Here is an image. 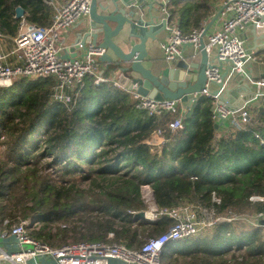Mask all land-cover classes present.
<instances>
[{
  "label": "trees",
  "instance_id": "1",
  "mask_svg": "<svg viewBox=\"0 0 264 264\" xmlns=\"http://www.w3.org/2000/svg\"><path fill=\"white\" fill-rule=\"evenodd\" d=\"M206 1L172 0L169 11L189 32L209 15ZM17 6L26 21L48 24L49 8L42 0H0L1 33H17ZM53 85L52 77H22L0 87V230L35 215L41 227L29 233L50 245L103 241L138 248L172 223L129 215L128 210L144 209L143 184L151 185L159 206L179 200L209 205L216 191L218 212L237 213L235 208L249 205L261 209L248 197L264 196V104L251 109L249 123L214 140L212 103L202 98L184 117L183 128L166 134L158 152L145 142L157 118L136 109L129 91L110 80L96 85L88 76L63 103L51 100ZM50 166L61 181L43 173ZM77 177L88 186L70 181ZM241 225L223 222L204 235L169 242L161 262L264 264L262 229Z\"/></svg>",
  "mask_w": 264,
  "mask_h": 264
},
{
  "label": "built area",
  "instance_id": "2",
  "mask_svg": "<svg viewBox=\"0 0 264 264\" xmlns=\"http://www.w3.org/2000/svg\"><path fill=\"white\" fill-rule=\"evenodd\" d=\"M53 9V16L49 24L36 25L19 19V33L16 37L17 47L12 52L14 59L7 60V55L0 52V87H10L18 79L25 77L37 79L52 77L51 100L69 103L75 89L82 85L88 76L93 78L94 84L106 82L109 79L103 75L105 64L99 58L105 49L88 41L83 46L82 53L63 58L61 50L66 31L89 20L90 4L92 0H42ZM162 12L161 23L164 24L166 36L160 42L163 59L175 62L183 58V47L187 44L194 47V56L199 50L200 38L204 26L185 32L171 18L169 3L171 0H154ZM220 25L209 29L204 35L205 51L208 55L206 67L205 88L199 95L193 94V99H210L212 103L213 121H227L233 130L242 128L252 117L250 102L253 100L264 103V76L252 78V97L237 107H231L227 100L221 101L219 95L223 93L228 78L233 75L247 77L246 64L258 58L254 49H247L244 32L252 27L255 32L264 31V0H224L219 9ZM3 34L0 32V38ZM226 67L227 75L223 86L217 94L211 93L213 82L221 81V75ZM118 85L119 83H115ZM120 86V84L118 85ZM132 90V89H130ZM134 106L155 118H163L164 123L158 125L151 136L161 137L167 142L166 134H174L183 128L184 114L181 110L180 99H154L131 92ZM149 137V138H150ZM259 138L258 134H255ZM147 144V140H145ZM140 200L144 205L141 209L144 219L157 222L169 218L172 223L163 232L146 238L138 248H130L117 242L77 241L63 243L59 246L34 238L29 232L36 231L41 223L34 215L20 219L9 229L0 230V264H28L30 260L49 258L56 264H107L113 259L120 264H163L161 253L163 247L172 241L204 235L215 226L223 222H240L251 227L264 229V196L250 195L251 203H261L260 210L251 214L218 212L216 205L221 203V196L212 191L210 204L202 205L189 201H178L171 206L157 205L154 192L150 184H143L139 191ZM139 210H128L132 217ZM8 221H4L6 224ZM61 227H66L61 224ZM109 238L113 233L108 234Z\"/></svg>",
  "mask_w": 264,
  "mask_h": 264
},
{
  "label": "water",
  "instance_id": "3",
  "mask_svg": "<svg viewBox=\"0 0 264 264\" xmlns=\"http://www.w3.org/2000/svg\"><path fill=\"white\" fill-rule=\"evenodd\" d=\"M24 14L25 11L21 6L15 8L16 19H20ZM135 15L134 10L129 11L124 7H119L115 1L98 3L97 0H92L90 19L84 37L75 41V47L73 45L72 50L79 48L78 43L83 46L91 41L93 44L105 49L104 54L99 59L106 64L107 70L119 73L118 82L121 85L126 81H130L129 89H135L137 93L143 96L158 100L165 98L179 100L185 96H191V102L195 106L197 101L193 99L192 95L196 94L198 96L200 91L205 88L207 80L205 69L210 66L204 47L203 35L209 30L218 14L204 26L199 45L201 59L198 65H194V67H197L195 75L190 70L186 73L185 71L180 72L179 67L174 69L165 66L152 68L148 64L146 42L149 38L154 39L155 32L152 23L143 32L134 28ZM125 24L128 25L129 31L127 34L121 35ZM161 29H164V24H162ZM116 38H119L118 41H116ZM62 57L69 58L70 55H62ZM183 68L185 69L186 66H183ZM226 75L227 73L223 72L221 81L212 83V94H217L221 89ZM225 98L224 93L219 95L221 101L226 100ZM249 99L244 100V102ZM132 219L143 220V211H137Z\"/></svg>",
  "mask_w": 264,
  "mask_h": 264
},
{
  "label": "crops",
  "instance_id": "4",
  "mask_svg": "<svg viewBox=\"0 0 264 264\" xmlns=\"http://www.w3.org/2000/svg\"><path fill=\"white\" fill-rule=\"evenodd\" d=\"M57 1H63V0H57ZM112 1H115L119 5V7H124L126 10L129 11L134 10L136 12L135 15L136 22L133 24V27L136 28L137 30L139 29L138 31L140 32L145 31L149 27L150 23H152L153 31L155 32V37L154 39L149 38L146 42V50L148 54L147 59L149 60L148 64H150L152 68L156 69L158 66L161 67L165 66L171 69H174L175 67H179L180 69H182L183 66H186V68L184 69L185 73L188 70H190L193 71L194 72L193 75H195L197 71V67H194V65H198V63H200L201 54H200V50H198L197 51L198 54L194 56L195 50L193 46L187 44L183 47V58L180 60L170 63V62H166L163 59L160 42L164 40L166 36V31L165 29H161L162 26L161 18L163 14L154 0H97L98 3H105V2L111 3ZM223 1L224 0L206 1L209 6L210 13L207 17L201 20L202 21L201 26H206L217 14L218 15L216 19L210 25L209 29L211 30L215 29L220 25L219 9ZM42 3L44 4V6L49 8L50 17L47 21V23L49 24L53 16V9L51 6L45 4L43 1ZM170 3L168 7L170 6ZM171 18L179 25V18L177 16L173 17L171 15ZM88 23L89 20H86L85 22L83 21L79 25L66 31L63 38L64 39L63 48L60 53L61 56L70 55V57H73L82 53L83 49L80 46L79 48H75L74 50H72V48L73 45L75 47L76 40L84 37L85 29L87 28ZM128 31H129L128 25L125 24L124 31L121 35L127 34ZM18 33H19V27L15 35L2 33L3 37L0 38V52L7 55L8 61H12L14 59V55L12 52L17 47L16 37L18 36ZM244 38L247 49H254L256 50L257 55L258 53L259 55L258 58H256L254 61L248 62L246 64L245 71L248 75L247 77L233 75L232 77L228 78V82L224 87L223 93L224 96L226 97L225 99L227 100L228 104L231 107L240 106L241 104H243L244 100L252 97L253 91H252L251 83L249 81V77L256 78V77L264 76V31L261 33H257L254 31L252 27H249L244 32ZM118 39L119 38H116V41H118ZM225 69L226 67L224 66L223 72H225ZM118 74L119 73L117 71L107 70L105 64L103 75L106 76L113 84L119 83ZM118 87L124 89L127 92L129 91L130 94L133 90L135 91V89L132 90L129 89L130 81H126L124 82L123 85L120 84V86ZM211 89H212V85H211ZM180 101H181V110L185 117L186 115H189L191 113V111L195 106L193 107V103L191 102V96H185L182 99H180ZM260 104H264V103L262 101L253 100L252 102H250V108L253 109V107H256ZM157 122L158 125H161L162 122L164 123V119L157 118ZM212 122L215 124L214 140H217L221 137H227L230 133H234L236 131L230 127L227 121H223V120L213 121L212 119ZM151 137L153 140L159 139V142H162V139L160 137H155V136H151ZM179 201H187V200H179ZM28 264H56V263L52 259L42 257L36 260H30ZM107 264H120V263L116 260L109 259L107 260Z\"/></svg>",
  "mask_w": 264,
  "mask_h": 264
},
{
  "label": "rangeland",
  "instance_id": "5",
  "mask_svg": "<svg viewBox=\"0 0 264 264\" xmlns=\"http://www.w3.org/2000/svg\"><path fill=\"white\" fill-rule=\"evenodd\" d=\"M185 71L184 68H182L180 70V72H183ZM194 106V105H193ZM161 138V137H160ZM162 139V138H161ZM147 142H149V145L151 146V150L152 151H155L157 150L158 152H160L161 148H162V145L165 143L163 142H159V139L157 140H153L152 137H148L147 139ZM47 162H49V160H46ZM46 161H44L43 163H40L39 165H43L45 166L46 164ZM42 166V167H43ZM47 170L43 171V173H47L48 171H50V173H52L54 175V179H58L59 181H61L62 179L59 177L60 174H58L56 172V169L54 168V166H50L48 168H46ZM71 182H75L77 183L78 185H80L81 187H87L88 186V181H84V180H81L80 177H77L75 179H71L70 180ZM144 206V205H143ZM235 211L238 213V214H242V213H246V214H251L253 211H255V207L254 206H245V207H238V208H235ZM231 214H234V212H230ZM34 216V215H33ZM66 224V223H65ZM61 225V224H60ZM67 225V224H66ZM242 227H245V228H248L249 229V225H241ZM56 228L55 227H52L51 228V232H55ZM262 234H263V237H264V229H262ZM143 238V237H142ZM229 257V256H227Z\"/></svg>",
  "mask_w": 264,
  "mask_h": 264
}]
</instances>
